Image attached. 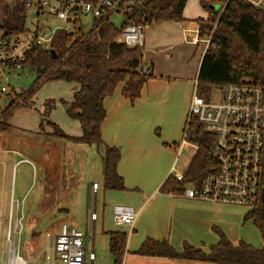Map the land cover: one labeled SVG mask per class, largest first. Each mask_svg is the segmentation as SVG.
Here are the masks:
<instances>
[{
	"label": "trees",
	"instance_id": "trees-1",
	"mask_svg": "<svg viewBox=\"0 0 264 264\" xmlns=\"http://www.w3.org/2000/svg\"><path fill=\"white\" fill-rule=\"evenodd\" d=\"M186 3L187 0H145L143 8L131 14L136 22L144 20L148 25L180 22ZM199 4L207 18L197 20L198 35L208 39L209 43L200 61L195 91L248 81L264 86V11L255 10L241 0H199ZM3 17L0 27L6 30L8 39L24 35L22 9L16 7L12 13L4 11ZM127 24V21L122 22L117 28L108 19L96 22L87 33L82 28H75L72 32L57 31L47 50L33 46L21 61L22 68L37 71L35 85L56 80L78 85L71 100L62 104L65 114L79 122L81 136H67L55 123L48 122L52 128L49 136L101 147L102 190L115 193L123 192L125 188L124 180L117 174L120 149L106 146L101 137V125L106 118L104 101L113 95L118 85L123 84L121 95L133 104L149 79L153 78L152 66L146 74L141 72L144 68L143 50L126 47L120 40ZM31 93H12L11 103L0 112V133L10 128L9 116ZM187 128L186 142L196 146L197 151L189 160L184 180L178 182L169 175L158 190L161 194H182L186 187H198L205 175L218 170L216 160L209 154L213 137L194 117H191ZM261 159L259 194L251 210L243 216V222L250 221L256 227L263 243L261 248H253L244 241H238L235 246L221 230L213 228L217 242L210 245L207 252L189 243H183L182 250L177 251L166 240L146 238L135 255L212 264H264V151ZM106 235L113 263L122 264L127 234L108 231Z\"/></svg>",
	"mask_w": 264,
	"mask_h": 264
},
{
	"label": "rangeland",
	"instance_id": "rangeland-1",
	"mask_svg": "<svg viewBox=\"0 0 264 264\" xmlns=\"http://www.w3.org/2000/svg\"><path fill=\"white\" fill-rule=\"evenodd\" d=\"M195 11L205 13L200 7L199 0H187L186 14L193 15ZM48 22L53 26L61 25L49 17ZM111 22L118 28L122 25L123 19L119 15H114ZM35 23L36 20H29L27 29L32 31ZM91 25L90 18L83 19L82 31L87 33ZM156 26L152 23L147 30H152ZM38 27L45 29L44 19L39 20ZM151 54L149 52L148 56L150 57ZM196 57L197 55L189 60L190 66L193 65V61L196 62ZM173 61L174 63L171 64L176 66L178 71L175 73L178 75L182 72V62ZM157 70L165 71L164 63L161 62ZM192 70L193 68L191 73ZM6 73L9 90L0 94V112L11 103L13 90H19L17 93L29 91L32 93L9 116L7 122L10 128L0 133V220L3 219L0 221V230L2 233L5 230L10 204L13 203V214L16 215L17 212L18 215L23 216L19 249L20 256L27 264H62L54 256L52 248L53 239L60 232L61 224L83 232L87 231L89 239L86 243L85 264H114L107 246L106 235L107 231L115 229L111 211L113 206L130 205L121 201L124 198L122 192L102 190V148L42 135L52 133L48 122H54L60 132L67 136H81L79 122L65 114V107L62 104L71 100L73 93L79 88L78 85L60 80L35 85L37 71L29 67ZM191 83L190 89L186 86L174 89L171 93L173 102L167 100L165 106L159 110L156 120L158 123L152 128V134L154 143H157L160 149H156L153 145L149 149L151 156L147 159L148 163L145 167V171L149 174L162 171L171 159V156L167 155L171 150L170 146L166 145L164 140L166 143L171 140L179 143L184 137L187 116L183 115L186 109L184 98L189 91V97L193 94L192 86L195 82L191 81ZM220 93L221 88L218 86L209 87L205 91H196L197 95L212 102L220 98ZM175 98L178 100H174ZM46 106H48L47 111H45ZM186 112L189 115V112ZM53 151L55 160L51 159L53 164H49L47 159L43 158V154H52ZM175 156L174 153L173 158ZM189 158L190 151L184 148L178 159L177 171L185 170ZM170 162L172 166L173 159ZM94 185H97L96 190ZM17 204L19 209L16 211ZM228 206L231 208V213L222 215L225 228H231L229 232L232 236H241L249 240L253 247L261 246L262 242L255 226L243 224L242 216L250 209L239 205ZM239 217L240 221L237 224L236 219ZM215 228L221 230L227 237L221 227ZM2 244H4V234L1 237ZM47 249L50 251L49 256Z\"/></svg>",
	"mask_w": 264,
	"mask_h": 264
},
{
	"label": "built area",
	"instance_id": "built-area-1",
	"mask_svg": "<svg viewBox=\"0 0 264 264\" xmlns=\"http://www.w3.org/2000/svg\"><path fill=\"white\" fill-rule=\"evenodd\" d=\"M241 1L255 10L264 11V0ZM144 5L145 0H0V21L4 11L12 13L16 7L22 9L25 17L23 36L15 35L8 39L6 30L0 27V94L9 90L6 72L21 69V61L27 51L33 46L47 50L55 32H72L75 28H82L85 18L92 20L91 31L96 22L111 19L114 15L121 16L123 22L129 23L122 30L121 42L129 48L143 49L148 24L144 20L136 22L131 13L142 9ZM32 13L34 16H31ZM48 17L61 25H51ZM31 19L36 20V23L34 29L29 31L27 22ZM41 19H44L45 29L38 27ZM204 42L208 46L209 40ZM141 72L146 74L147 70L142 68ZM195 90L188 110L184 137L176 148L169 175L178 182L184 180L186 168L177 171V164L182 150L187 146L185 136L191 117L213 137L209 154L216 160L218 170L205 175L198 187L188 186L182 194L174 196L202 203L239 205L251 210L259 194L258 185L262 176L264 86L249 81L232 83L221 88V96L216 102L197 95ZM17 92L19 90L12 91L15 94ZM96 189L97 185H94ZM12 205L5 230L3 233L0 230V264H27L20 256L19 249L23 216L17 212L14 215ZM18 209L17 204L16 211ZM111 213L113 225L129 228L133 227L138 215L132 207L125 205L113 206ZM59 231L52 243L54 256L62 264H85L86 243L89 239L87 231L66 224H61ZM3 234L4 244L1 245ZM49 252L47 249L48 256Z\"/></svg>",
	"mask_w": 264,
	"mask_h": 264
},
{
	"label": "crops",
	"instance_id": "crops-1",
	"mask_svg": "<svg viewBox=\"0 0 264 264\" xmlns=\"http://www.w3.org/2000/svg\"><path fill=\"white\" fill-rule=\"evenodd\" d=\"M182 13L183 20L180 22L156 24L157 26L150 29L151 31L147 30L148 25L142 49V63L146 70L152 66L153 78L143 87L139 98L131 104L128 99L122 97L123 84H120L113 95L106 97L104 101L106 118L101 125V137L106 146L120 149L117 174L124 180L125 188L122 192L124 198L121 201L132 206L138 214L132 228L114 225L115 229L110 230L124 231L127 234L122 264H212L137 256L135 253L146 238L166 240L177 251H181L183 243L188 242L207 252L208 245L217 242V236L213 233L215 227H221L233 245L236 246L238 241H244L252 246L249 240L241 236L234 237L229 232L231 228H225L222 215L231 213L228 205L185 200L172 194L164 195L158 192L160 186L169 177L170 163H172L170 160L174 161V153L176 154V148L181 141L177 143L171 140L167 144L164 140L171 149L167 152V155L171 156L168 165L160 172L149 174L145 171L147 159L151 156L149 150L151 145L160 149V146L154 143L152 134V128L158 123L156 120L159 110L165 106L167 100L173 102L171 93L174 89L182 86L190 89L191 81L195 82L192 86L195 89L200 61L207 48L204 39L199 37L197 29V20L206 19L207 13L195 11L193 15H188L185 7ZM149 52L152 53L150 57ZM196 55V62L193 61V65L190 66L189 60ZM173 60L182 62V72H178V75L175 73L178 71L176 66L171 64L174 63ZM161 62L166 67L163 72L157 70ZM192 68L193 73H191ZM189 94L190 91L184 98L186 109L183 115H187L186 120L188 117L186 111L189 110L193 96L191 94L192 96L189 97ZM42 135L50 138L49 133ZM186 144L185 148L189 149L191 158L197 147L188 142ZM43 158L47 159L49 164H53L51 159L55 160L54 151L48 155L44 153ZM239 221L240 217L236 219L237 224ZM244 223L252 225L250 221ZM261 247L262 245L255 246V248Z\"/></svg>",
	"mask_w": 264,
	"mask_h": 264
},
{
	"label": "water",
	"instance_id": "water-1",
	"mask_svg": "<svg viewBox=\"0 0 264 264\" xmlns=\"http://www.w3.org/2000/svg\"><path fill=\"white\" fill-rule=\"evenodd\" d=\"M31 16H34V13H32ZM262 200H263V198H262Z\"/></svg>",
	"mask_w": 264,
	"mask_h": 264
}]
</instances>
